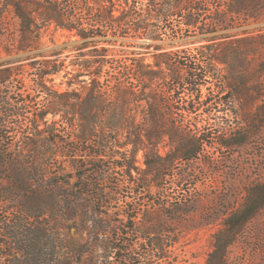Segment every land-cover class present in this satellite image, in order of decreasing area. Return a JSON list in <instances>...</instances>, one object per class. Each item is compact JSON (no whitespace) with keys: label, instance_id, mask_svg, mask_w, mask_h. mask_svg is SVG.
Wrapping results in <instances>:
<instances>
[{"label":"trees","instance_id":"obj_1","mask_svg":"<svg viewBox=\"0 0 264 264\" xmlns=\"http://www.w3.org/2000/svg\"><path fill=\"white\" fill-rule=\"evenodd\" d=\"M92 1H12L21 21L19 51H27L33 44L40 45L42 28L52 24L68 31L76 37L77 42H81L76 46L80 55L71 63L75 69L65 74L66 78L71 75L68 81L70 89L58 91L54 85L48 84L54 83L51 76L67 68L59 62L60 53H56L55 59L44 60L38 68L35 90L41 103L31 117L25 119L26 123L18 122L26 117L23 114L26 110L25 101H21L20 108L12 107L9 102L0 106V138L8 137L16 127H26L33 133V138L15 149L16 153H9L11 151L7 149L0 154V158L8 164L5 176L12 183L10 192L19 198L22 196L15 206L29 217L38 219L47 212L56 215L84 207L90 194L83 191L85 185L79 187L78 183L85 180L86 166L91 164L98 167L106 158L116 156L97 151L100 149L117 148L115 153L119 155L118 166L133 182L159 189L161 177L166 170H173L179 162L190 163L198 159L207 147L214 145L207 138L206 127L199 128L196 125L193 129L192 119H189L200 111V105L207 102L206 99L200 104L199 100L209 80L223 82L225 86L224 89L220 88V92L226 90L219 106L210 110L209 119H216L212 117L213 112H235L244 121L239 128H222L221 133L215 137L222 147H241L247 136L250 137L261 127L264 119V106L258 105V100L250 96L253 93L262 96V86H255L243 64L227 69L231 55L235 59L241 56L244 61L250 56L252 60L255 56L264 60V35L241 37L237 39L235 48L229 51L220 42L215 49L212 47V42L224 38L223 35L205 36L202 40L207 44L197 49L195 54L188 50L167 51L163 44L166 40L176 39L170 36L172 29H169L167 23L171 17L182 18L186 26L184 30H189L191 36L208 35L222 29H210L209 11L205 10V5L216 2L215 12H219L221 17L225 11L240 16L262 0ZM220 2L225 5L220 6ZM103 29L105 35L99 34V30ZM123 31L126 34L133 32L135 35L147 36L150 43L138 48L154 49L153 63L146 61L144 52H125L121 59H110L107 49L99 51L95 40L97 37H117L116 32ZM109 42L116 44L118 40ZM84 50L89 53L81 54ZM257 74H253L257 75L254 77L257 80L264 77V61L259 65ZM14 75L9 68L0 71V85L7 83ZM110 79H113V87L108 85ZM74 85L77 87L73 88ZM228 94L234 97L228 98ZM183 96L194 98L195 102H184ZM180 102V110L184 112L183 120H179L175 113L179 110L177 104ZM247 128L251 131L246 134ZM62 133L71 136L64 139L63 135H59ZM95 139H98L95 145L97 149L90 151L88 157L69 155V152L81 145H89ZM59 144L67 150L61 153L64 159H59L57 151H54ZM163 146L166 148L164 154L161 153ZM29 153L34 155L35 165L25 163ZM139 153L143 155V167L138 165ZM51 156L59 165V170L53 174L47 169H41L46 168L43 161ZM66 162H70L71 171H66ZM95 174L99 178L106 175L102 169L95 170ZM147 179L150 180L148 185ZM47 181L50 184L45 187L44 182ZM45 193L48 194V201L44 200ZM263 208L264 183L251 187L246 203L225 219L223 228L215 235L213 249L205 264H228L230 247L245 224ZM131 220L132 217L123 226L122 234L126 236L127 230H133L137 239L152 245V250L147 251L146 256L159 260L165 258V246L157 225L149 229L143 221L130 227ZM57 221L55 216L54 222ZM152 234L155 236L149 238ZM114 252L119 254L121 251ZM54 257L58 260L61 258L56 251ZM122 260L132 264H149L143 263L141 259L135 261L127 255Z\"/></svg>","mask_w":264,"mask_h":264},{"label":"rangeland","instance_id":"obj_2","mask_svg":"<svg viewBox=\"0 0 264 264\" xmlns=\"http://www.w3.org/2000/svg\"><path fill=\"white\" fill-rule=\"evenodd\" d=\"M12 1L0 0V71L9 68L15 74L7 83L0 85V106L9 102L12 107L20 108L21 101H25L26 110L23 114L26 117L18 121L21 124L27 122L25 119L31 117L41 103L35 90L41 63L46 59H55L54 55L60 53L59 62L67 68L60 74L51 76L54 83L48 84L54 85V89L58 91L70 89L68 81L71 75L66 78L65 74L75 69L71 63L80 55L76 46L81 42H77L76 37L68 31L52 24L42 28L40 45L33 44L27 51H19L21 21ZM216 5L213 1L204 6L209 11L208 25L210 29L222 30L208 35L191 36L189 30H184L186 26L182 18L171 17L167 23L169 29H172L170 36H175L176 39L163 43L166 50H188L195 54L197 49L207 44L202 40L205 36L222 35L224 38L214 40L212 47L215 49L220 42L224 48L232 50L241 37L264 35V0L248 8L240 16H233L225 11L221 17L219 12H215ZM221 5L224 6L225 3L220 2ZM76 11L80 13L78 9ZM116 33L118 38L99 36L95 39L99 51L107 49L110 59H121L125 52H144L146 61L154 62V49L138 48L150 43L145 34H126L125 31ZM99 34L105 35L104 29L99 30ZM110 40L118 42L112 44ZM87 53L89 52L84 50L81 54ZM253 58L252 60L250 56L244 61L241 56L235 59L231 55L227 69L243 64L255 86H262V96L257 93L250 96L258 100V105L264 106V77L259 80L254 78L264 60L260 56ZM255 73L257 75L254 76ZM208 82L199 100L200 104L206 99L207 102L200 105V111L189 119H192L193 129L196 125L199 128L206 127L207 138L214 145L207 147L198 159L190 163L179 162L173 170H166L161 177L159 189L133 182L118 166L119 155L115 153L117 148L100 149L97 151L116 156L106 158L98 167L91 164L86 166L85 180L78 183L79 187L85 185L83 191L90 194L85 200V206L81 207L83 209L59 212L56 215L47 212L37 219L27 216L15 206L22 196L19 198L10 192L12 183L5 176L8 164L0 158V264H132L128 260H122L124 255L149 264H205L213 249L215 235L223 228L225 219L246 203L251 187L264 183V119L261 127L250 137L247 136L244 145L237 149L222 147L215 140L222 128H239L244 121L235 112H213L212 117L216 119H209L210 110L219 106L226 90L225 93L220 92V88L224 89L225 86L223 82ZM108 85L113 87V79L109 80ZM76 87L77 85L73 86ZM227 97L234 96L228 94ZM183 98L184 102H195L189 96ZM177 107L179 110L175 113L179 120H183L181 102ZM245 131L247 134L251 129L247 128ZM59 135L62 136L63 133ZM70 136L71 134L64 133L63 138L68 139ZM31 138L32 130L26 127L14 128L8 137L0 138V154L7 149L11 151L9 153L15 152V149ZM97 144L98 139H95L89 145H81L69 152V155L88 157L90 151H96ZM54 151H57L59 159H64L61 153L67 150L59 144ZM165 152L166 148L163 146L161 153ZM142 159L143 155L139 153L138 165L143 167ZM24 161L27 165H35L36 160L29 153ZM69 163L64 164L66 171H71ZM43 164L46 168L41 169H47L52 174L59 170V165L52 156L43 161ZM97 169L105 171L104 178L95 174ZM149 182L147 179L146 185ZM49 184L48 181L44 182L45 187ZM43 196L48 201V194ZM25 199L28 200V197ZM55 216L58 218L57 222H54ZM131 217L130 227L143 221L149 229L157 225L165 246V258L159 260L146 256L147 251L152 250V245L137 239L133 230H127L126 236L122 234L123 226ZM154 236L152 234L149 238ZM55 251L61 256L59 260L54 257ZM114 251L121 252L115 254ZM228 264H264V208L245 224L230 247Z\"/></svg>","mask_w":264,"mask_h":264}]
</instances>
